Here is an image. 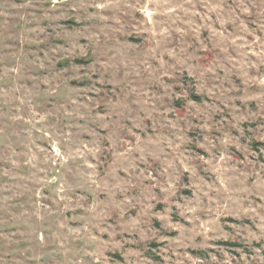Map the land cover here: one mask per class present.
Returning a JSON list of instances; mask_svg holds the SVG:
<instances>
[{
	"label": "rangeland",
	"instance_id": "obj_1",
	"mask_svg": "<svg viewBox=\"0 0 264 264\" xmlns=\"http://www.w3.org/2000/svg\"><path fill=\"white\" fill-rule=\"evenodd\" d=\"M0 264H264V0H0Z\"/></svg>",
	"mask_w": 264,
	"mask_h": 264
},
{
	"label": "trees",
	"instance_id": "obj_2",
	"mask_svg": "<svg viewBox=\"0 0 264 264\" xmlns=\"http://www.w3.org/2000/svg\"><path fill=\"white\" fill-rule=\"evenodd\" d=\"M194 98L198 99V97H197V96H196V97H194Z\"/></svg>",
	"mask_w": 264,
	"mask_h": 264
}]
</instances>
